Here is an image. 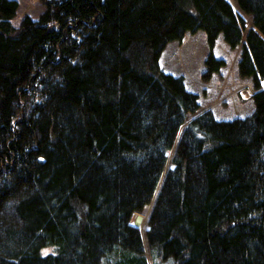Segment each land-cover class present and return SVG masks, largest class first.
Returning <instances> with one entry per match:
<instances>
[{
	"label": "trees",
	"instance_id": "trees-1",
	"mask_svg": "<svg viewBox=\"0 0 264 264\" xmlns=\"http://www.w3.org/2000/svg\"><path fill=\"white\" fill-rule=\"evenodd\" d=\"M41 1L17 27L0 0V264H264V0H236L248 29L229 0ZM198 30L205 78L219 34L241 44L251 113L198 111L160 69ZM162 174L146 252L130 221Z\"/></svg>",
	"mask_w": 264,
	"mask_h": 264
},
{
	"label": "rangeland",
	"instance_id": "rangeland-1",
	"mask_svg": "<svg viewBox=\"0 0 264 264\" xmlns=\"http://www.w3.org/2000/svg\"><path fill=\"white\" fill-rule=\"evenodd\" d=\"M18 9L12 22L19 26L25 15L37 18L45 8L41 0H17ZM235 7L236 11L244 18L247 29L251 26V16L245 14L237 5L236 0H229ZM241 44L235 48L229 47L219 34L215 40L212 52L215 57L225 60L218 72L205 78L204 60L210 49L207 43L206 33L198 30L195 33H186L182 40L168 42L158 59L159 67L162 71L173 75H181L185 87L198 95L200 108L198 111L210 109L217 120L233 119L243 117L253 111L254 103L251 94L254 91V81L251 78L241 77L237 70V61L240 54ZM260 85L264 86V77L260 79ZM190 114L189 117H192ZM178 134L175 143L179 139ZM174 143V146H175ZM174 147L169 154L168 161L164 170L171 166L170 158L174 152ZM163 174L159 180L157 189L152 201L140 213L143 218L139 225L142 236L143 246L147 252L146 230L147 220L151 212L154 198L162 182ZM134 215L131 218L133 223Z\"/></svg>",
	"mask_w": 264,
	"mask_h": 264
},
{
	"label": "water",
	"instance_id": "water-1",
	"mask_svg": "<svg viewBox=\"0 0 264 264\" xmlns=\"http://www.w3.org/2000/svg\"><path fill=\"white\" fill-rule=\"evenodd\" d=\"M142 218H143V216L140 213H136L132 225L133 226L139 225V223L141 222Z\"/></svg>",
	"mask_w": 264,
	"mask_h": 264
}]
</instances>
